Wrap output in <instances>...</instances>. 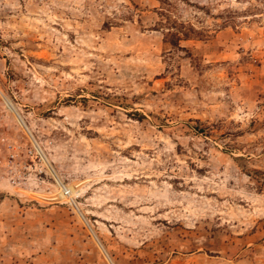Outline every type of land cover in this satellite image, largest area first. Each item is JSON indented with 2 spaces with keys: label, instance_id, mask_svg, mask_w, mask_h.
<instances>
[{
  "label": "rangeland",
  "instance_id": "374dc122",
  "mask_svg": "<svg viewBox=\"0 0 264 264\" xmlns=\"http://www.w3.org/2000/svg\"><path fill=\"white\" fill-rule=\"evenodd\" d=\"M0 264H264V0H0Z\"/></svg>",
  "mask_w": 264,
  "mask_h": 264
},
{
  "label": "built area",
  "instance_id": "2783aa9c",
  "mask_svg": "<svg viewBox=\"0 0 264 264\" xmlns=\"http://www.w3.org/2000/svg\"><path fill=\"white\" fill-rule=\"evenodd\" d=\"M33 150H34V151L36 150L35 147H33V149H30L29 151H30V152H33ZM61 189H62V188H61ZM63 189H64L65 192H66L65 194L69 193V194H68V196H69V195H70V190H68L65 186H63ZM60 194H64L62 190L60 191ZM64 197H67V195H64Z\"/></svg>",
  "mask_w": 264,
  "mask_h": 264
}]
</instances>
